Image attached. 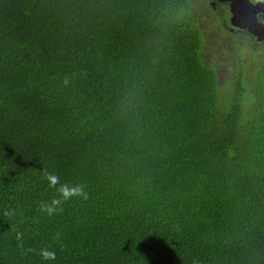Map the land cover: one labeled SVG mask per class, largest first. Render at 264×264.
<instances>
[{"label":"trees","instance_id":"obj_1","mask_svg":"<svg viewBox=\"0 0 264 264\" xmlns=\"http://www.w3.org/2000/svg\"><path fill=\"white\" fill-rule=\"evenodd\" d=\"M193 1L0 0V264H264V42Z\"/></svg>","mask_w":264,"mask_h":264},{"label":"water","instance_id":"obj_2","mask_svg":"<svg viewBox=\"0 0 264 264\" xmlns=\"http://www.w3.org/2000/svg\"><path fill=\"white\" fill-rule=\"evenodd\" d=\"M220 2H231V22L234 27L245 29L256 38L257 42L264 41V25L257 21L260 14L264 22V1L257 4L249 0H219Z\"/></svg>","mask_w":264,"mask_h":264},{"label":"clouds","instance_id":"obj_3","mask_svg":"<svg viewBox=\"0 0 264 264\" xmlns=\"http://www.w3.org/2000/svg\"><path fill=\"white\" fill-rule=\"evenodd\" d=\"M47 180L49 182V186H55L59 183V177L55 174H48ZM57 191L60 194L59 197L52 199L51 205H45V209L49 213L56 211L57 209L55 206L60 205L64 200H67L71 196H79L83 199H87V193L81 185L69 186L66 183L60 184ZM40 256L43 260L54 261L56 253L49 249H41Z\"/></svg>","mask_w":264,"mask_h":264},{"label":"flooded vegetation","instance_id":"obj_4","mask_svg":"<svg viewBox=\"0 0 264 264\" xmlns=\"http://www.w3.org/2000/svg\"><path fill=\"white\" fill-rule=\"evenodd\" d=\"M249 1H251L253 4H255L258 2H262L264 0H256V2H253L252 0H249ZM193 2H194V4H197L201 8H203V12H205L207 18H210L214 15H218L220 9H222L223 12L226 11V14H227L226 17H227L228 22H229V31H230L229 33L242 34L243 32H247V30H245V29H240L238 27H234L233 25H231L232 24V22H231L232 14H231V2L230 1L220 2L219 0H194ZM257 21L264 25L263 19L261 18L260 14L257 15ZM252 37H254V36H252ZM255 40H256V38H255Z\"/></svg>","mask_w":264,"mask_h":264},{"label":"rangeland","instance_id":"obj_5","mask_svg":"<svg viewBox=\"0 0 264 264\" xmlns=\"http://www.w3.org/2000/svg\"><path fill=\"white\" fill-rule=\"evenodd\" d=\"M253 2H256V0H252ZM251 2V1H250ZM252 3V2H251ZM259 3V2H258ZM257 4V3H255ZM203 22V21H202ZM214 33H211L210 36L214 39H217V40H221L222 38L219 36V34H216L215 30H213ZM232 40V37L231 36H228L226 35L225 38L223 39V42L226 43V44H229L227 47H224L222 48L221 46H217L219 49L218 50H215V52H213L211 55H210V59H218L219 61H221V64L220 66H223V62L225 60H229V54H227L228 52H234V49L235 47L233 45L230 44V41ZM219 74L222 78H227L228 76V73H229V70L227 71V68L225 67H220V70H219Z\"/></svg>","mask_w":264,"mask_h":264}]
</instances>
